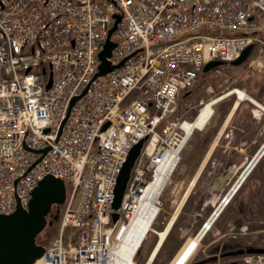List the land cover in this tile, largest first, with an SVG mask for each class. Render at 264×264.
I'll use <instances>...</instances> for the list:
<instances>
[{"label":"built area","instance_id":"obj_1","mask_svg":"<svg viewBox=\"0 0 264 264\" xmlns=\"http://www.w3.org/2000/svg\"><path fill=\"white\" fill-rule=\"evenodd\" d=\"M109 42L114 68L102 74ZM249 45L253 68L264 62V0H0V213L27 207L47 174L68 186L59 233L31 264H116L139 192L166 152L178 164L208 100L192 117L182 101L208 62ZM146 136L115 209L122 167ZM235 264H264V252Z\"/></svg>","mask_w":264,"mask_h":264},{"label":"rangeland","instance_id":"obj_2","mask_svg":"<svg viewBox=\"0 0 264 264\" xmlns=\"http://www.w3.org/2000/svg\"><path fill=\"white\" fill-rule=\"evenodd\" d=\"M222 65L225 66L226 69H231L227 70L230 80L228 82L222 79L213 80L211 79V73L209 72L201 74L196 85L189 90L188 99L182 101L180 105V110L182 112H186L189 117H192L200 107V99L203 98L209 100L235 86L240 87L237 80L241 79L243 74H245V72H243V67L236 66L233 61H224V64ZM235 98V96H231L222 102L215 104V112L211 121L213 123L212 126L210 124V126L208 125L202 131H195L188 139L187 144L181 152V159L160 196L161 210L153 224L154 230L148 233L147 238L136 254L135 258L139 263L147 262L150 252L158 239L156 230L163 229L168 219L175 211L178 202L189 186L190 181L197 172L208 148L217 134L221 118H223L226 110ZM260 117L262 116L260 115ZM148 137L149 136L143 137L139 141L141 143L136 159L141 154ZM263 142L264 140H246L243 142L244 144H242L244 149L239 148V155L233 153L231 158L239 160L241 166L232 175L231 183L225 188L220 189V194H225L234 180L238 177L244 162L247 161L256 150H258ZM241 143L242 141H237L235 139L221 138L218 141L215 153L212 156L213 162H209L210 165L215 166L217 164L216 160L219 162L220 159L227 158L225 155H221V149L233 148L235 150L236 145H240ZM236 151L238 152V150ZM263 171L264 156L257 164L254 171L243 183L239 191L235 194L232 201L225 207L224 211H222L211 230L203 237L196 253L190 258L187 264H193L195 261L201 259L203 255L206 256V249L219 248L224 242L225 244L228 243L227 246H234L237 244L241 246V244L245 245L246 242L264 245ZM131 174L132 170L129 179ZM222 175V171H217L214 168H210V166L203 168L197 179L196 185L192 188L189 196L181 207L173 227L151 264H170L178 250L181 249L186 241L193 237L201 228L204 221L214 210L215 201L217 200L212 198L213 184L219 177H222ZM120 206L121 203L115 207L113 201V207L115 209H120ZM63 210V205H54L53 210L48 217L46 227L38 236V239L42 244H49V242L59 233ZM242 226L245 227L244 232L240 231ZM181 229H187L186 236L181 234Z\"/></svg>","mask_w":264,"mask_h":264},{"label":"bare ground","instance_id":"obj_3","mask_svg":"<svg viewBox=\"0 0 264 264\" xmlns=\"http://www.w3.org/2000/svg\"><path fill=\"white\" fill-rule=\"evenodd\" d=\"M236 95V100L233 106V110L237 107L241 99H252L259 107L264 109V105L255 100L245 89L235 86L234 88L229 89L228 91L222 93L219 96L209 99L206 101L204 105L201 106V112L194 122H191L186 125L187 133L186 137L189 138L191 135V131L193 126H197L202 131L204 128V123L213 115L214 113V104H217L219 101H222L224 98L229 97L232 94ZM232 110V112H233ZM221 131L217 134L216 138L213 140L210 145L204 159L202 160L201 165L199 166L197 172L189 183L186 191L184 192L182 198L178 202L175 211L168 219L166 225L161 230H156L158 234V239L156 241L155 246L149 255V260L145 263H139L135 256L144 243L145 239L148 236V233L153 229V224L160 213V196L162 195L172 173L177 167V151L175 152H166L164 155L163 162L157 167L156 175L153 180H151L145 187L142 188L141 192H139V204L138 210L135 214L133 224L125 233L122 238V243L118 249L117 256L115 257L116 264H149L150 259L155 257V253L157 252V248L160 245L161 241L169 234L171 228L173 227L179 211L189 196L192 188L196 185L197 179L200 176L203 168L205 167L206 162L208 161L212 150L217 145L218 139L221 136ZM264 143V142H263ZM262 143V144H263ZM264 156V146L260 149L257 154H253L247 161L244 162L242 168L240 169L238 179L234 180V183L229 187L228 193H225L221 197H219L218 201H215V212L204 221L201 228L194 234L193 237L189 238L186 243L181 247L178 251L174 259L170 262V264H187V262L192 258V256L196 253L201 240L206 235L208 231L211 230L215 221L220 216L222 211H224L225 207L232 201L235 194L239 191L243 183L247 180L250 174L254 171L257 164ZM225 178L219 177L216 182L213 184V187L220 186L221 182H224ZM227 194V195H226ZM226 195V199L222 201V198ZM215 198V195L212 196ZM165 241V240H164Z\"/></svg>","mask_w":264,"mask_h":264},{"label":"water","instance_id":"obj_4","mask_svg":"<svg viewBox=\"0 0 264 264\" xmlns=\"http://www.w3.org/2000/svg\"><path fill=\"white\" fill-rule=\"evenodd\" d=\"M115 28L116 25L111 29V32ZM112 47L113 43L109 42L107 48L100 53V58L102 60L100 73L102 74L114 68V66L106 60V56L110 54ZM252 47L253 45L247 46L233 63L237 65L243 63L250 55ZM222 64H224L223 60H212L205 65L204 71H210L214 67ZM50 84L51 81L48 86H50ZM108 124L109 122L105 123L103 128H106ZM140 143L141 142L134 145L131 149L118 177L115 188V207L121 203L132 167L140 149ZM263 146L264 143L258 149L256 154ZM47 150L48 148L46 147L42 150H37V152L45 153ZM66 196V182L62 178L56 177L53 174H47L39 180L38 184L32 190L31 198L27 207L18 202L14 212L10 214L0 213V264H31L35 259L42 256L45 247L42 243L38 242V236L46 227L48 217L51 214L54 205L62 204L65 201ZM118 215L117 212L114 213L113 217L115 220L118 218ZM164 239L158 246L157 252L163 244ZM244 252H264V247L248 246L239 249L238 251H233V254ZM222 256H224V254H222ZM217 258L218 255H214L209 258L201 259L195 262V264H205L208 261Z\"/></svg>","mask_w":264,"mask_h":264},{"label":"crops","instance_id":"obj_5","mask_svg":"<svg viewBox=\"0 0 264 264\" xmlns=\"http://www.w3.org/2000/svg\"><path fill=\"white\" fill-rule=\"evenodd\" d=\"M248 61L249 59H247V61L242 66L243 72H245V74H243L242 78L238 79L237 81L241 88L245 89L255 100L260 101L264 105V62L258 65H255V67L253 68H249L247 65ZM204 73L206 72L204 71L202 74ZM209 73L211 72L209 71ZM231 96H234V95H230L229 97ZM229 97H226L223 100ZM235 100L236 98L230 104L223 118H221L220 120L219 128L217 129V134L221 131V129H222V132H221V136L218 139V141L221 138H226V139H231V140L235 139L237 141H242V143L240 145H236L235 150L233 148L221 149V155H225L227 158L220 159L219 161L220 163L218 162V160H216L217 164L214 166V165H210V163L213 162L212 156L215 153V150L217 147L216 145L215 148L212 150L208 161L205 164V168L210 166V168H214L217 171H222L223 173L222 176L225 178L224 182H221L220 186L213 187L212 195H215L214 199L217 201L219 197L223 195V194H220V189L225 188L227 185L231 183L232 175L241 166L239 160H234L233 158H231L233 153H236L237 155H239V151H240L239 148L244 149V146H242V144H244L243 142H245L246 140H256V141L264 140V110L258 107L253 101L249 99H245V98L241 99L237 107L233 110ZM222 101H219L218 103ZM260 115L262 117H260ZM212 118L213 116L210 118L209 122L206 124L203 130L208 125L210 126V124L212 126L213 124L211 122ZM236 150H238V152ZM181 230H182L181 234H183V236H186L187 229H181ZM227 244H225L224 242L222 245L223 247L221 246L219 248L206 249V252H205L206 256L217 255L220 251H222L225 254L224 256H220L217 259H212L205 264H235V261L239 258V255L233 254V251L238 249L240 245L237 244L234 246L232 245L227 246ZM203 257L205 256L203 255Z\"/></svg>","mask_w":264,"mask_h":264}]
</instances>
